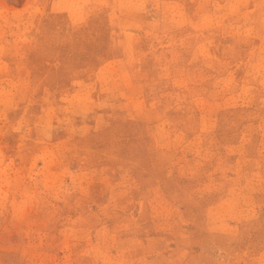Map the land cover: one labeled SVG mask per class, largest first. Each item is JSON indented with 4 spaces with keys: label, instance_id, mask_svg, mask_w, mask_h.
Instances as JSON below:
<instances>
[{
    "label": "rangeland",
    "instance_id": "obj_1",
    "mask_svg": "<svg viewBox=\"0 0 264 264\" xmlns=\"http://www.w3.org/2000/svg\"><path fill=\"white\" fill-rule=\"evenodd\" d=\"M0 264H264V0H0Z\"/></svg>",
    "mask_w": 264,
    "mask_h": 264
},
{
    "label": "bare ground",
    "instance_id": "obj_2",
    "mask_svg": "<svg viewBox=\"0 0 264 264\" xmlns=\"http://www.w3.org/2000/svg\"><path fill=\"white\" fill-rule=\"evenodd\" d=\"M10 143H12V140H10Z\"/></svg>",
    "mask_w": 264,
    "mask_h": 264
}]
</instances>
